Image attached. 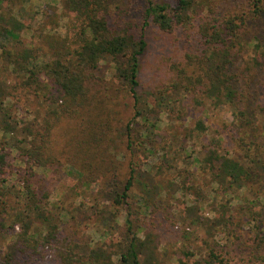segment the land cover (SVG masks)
Segmentation results:
<instances>
[{
	"label": "rangeland",
	"instance_id": "1",
	"mask_svg": "<svg viewBox=\"0 0 264 264\" xmlns=\"http://www.w3.org/2000/svg\"><path fill=\"white\" fill-rule=\"evenodd\" d=\"M115 1L123 13L113 8V28L135 36L144 33L147 41L136 106L113 76L111 64L102 62L97 70L85 71L87 101L76 108L57 82L58 75L76 69L64 43L55 41L56 36L63 39L69 24L60 0L6 2L23 23L22 48L36 55L38 73L33 78L15 74L0 54V100L8 122L17 127L4 131L0 122V153L6 160L0 175V261L23 264L16 241L22 224L15 220L18 214L28 215L37 236L45 234L26 207L30 202L25 191L30 188L40 200L37 205L54 218L60 237L82 248L124 245L128 219L145 243L143 264H177L188 251L193 257L187 262H192L206 259L211 250L215 264H264V14L246 19L240 44L231 51L227 73L232 102L214 106L203 86L194 82L170 104L167 114L152 120L151 128L141 116L135 117L143 98L150 102L151 94L173 78V64L184 67L190 60L187 71L195 72L193 78L200 70L206 44L199 35V16L191 14L196 17L191 25L166 33L145 17L148 0ZM216 7L220 16L246 14L249 0H217ZM8 47L14 52V44ZM197 122L204 124V133L194 129ZM88 133L103 137L108 164L117 167L105 186L86 184L77 172L75 159L82 157L76 151ZM46 135L44 148L51 164L28 168L22 150ZM210 151L246 161L250 180L241 188L221 182L205 162ZM132 168L127 204L115 206L112 200L122 193ZM28 264L57 263L52 249L45 247Z\"/></svg>",
	"mask_w": 264,
	"mask_h": 264
},
{
	"label": "trees",
	"instance_id": "2",
	"mask_svg": "<svg viewBox=\"0 0 264 264\" xmlns=\"http://www.w3.org/2000/svg\"><path fill=\"white\" fill-rule=\"evenodd\" d=\"M217 0H176L171 4L167 0L157 2L147 1L144 15L163 32H172L175 28L191 25L196 17L199 22V35L206 44L199 61L198 74L193 78L195 72L188 74L190 60L184 67L171 65L173 78L164 87L151 94V101L143 98L142 110L135 113V117L141 116L146 124L154 128L152 120H156L158 114H167L169 106L174 103L177 96L187 91L188 86L198 82L203 86V94L214 103H231L234 96L230 84L227 66L230 65L231 51L240 44L242 37L241 30L247 18L256 19L264 14V0H249V10L246 14L235 13L220 16L216 7ZM7 0H0V54L15 74H22V77L33 78L36 73V55L31 50L22 48L21 32L23 23L10 11ZM62 16L68 18L69 24H65L66 34L63 39L58 36L55 41L65 48L67 54L74 59V68L66 70L64 74L58 75L57 82L62 94L70 103L81 108L87 101L85 71L97 70L99 64H111L113 76L120 82L135 102L139 103L137 88L139 85L140 59L144 55L147 41L144 33L135 36L124 30L116 31L110 23L111 11L113 8L118 13L123 10L117 5L118 1L111 0H60ZM216 7V8H215ZM204 12V16L201 14ZM14 44V52L8 47ZM22 48L21 50H17ZM60 48V46H59ZM60 65V64H59ZM46 66V65H44ZM39 71V70H38ZM184 94V93H183ZM4 101L0 100V118L3 130L7 131L10 126L16 130L17 127L8 122ZM74 110L71 113H75ZM143 113V114H142ZM96 119V115H95ZM129 132V124L126 127ZM198 133H204L206 128L202 122H197L194 128ZM104 135L103 132H100ZM106 134V133H105ZM92 136V133L84 136L78 144L77 154L82 159H75L79 162L78 174L84 183L96 182L99 186L109 183L110 176L117 173V167L108 164V154L103 148L105 143L103 137ZM48 135L42 137L38 144L31 148H24L22 156L24 162L30 166L46 167L51 164L52 157L45 153L44 143L48 141ZM91 137V138H90ZM46 138L45 142L44 139ZM42 143V144H41ZM73 160V155H69ZM93 162L97 165L94 166ZM205 162L210 165L216 178L227 185L241 188L250 180L248 163L239 161L237 158L224 155L218 156L210 151ZM6 166L5 155L0 153V175L3 174ZM134 169H130L129 178L125 182L121 194L114 197L113 204L122 206L127 204L129 190L132 187ZM85 180V181H84ZM88 181V182H86ZM113 181V180H112ZM82 182V184H83ZM26 188H29L26 186ZM25 198L30 202L26 205L30 212L36 216V222L45 229V234H36L31 229L32 222L28 215L18 214L17 222H22L21 231L16 235L17 244L20 246V258L23 264L36 260L40 250L50 247L53 258L57 264H143L140 261L141 249L145 246L132 229L131 221H126L127 238L124 245L115 248L114 246H100L95 248H82L78 244L62 239L53 223L54 218L47 215L43 207L37 205L40 200L36 198L30 188L25 191ZM33 201V202H32ZM32 203V207H31ZM4 222L0 220V235ZM183 259H178L177 264H215L217 259L215 253L209 251L206 259L187 262L193 257L191 252H183ZM115 256V259L113 258ZM0 264H11V259L0 261ZM19 264V263H18Z\"/></svg>",
	"mask_w": 264,
	"mask_h": 264
}]
</instances>
